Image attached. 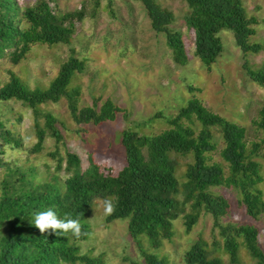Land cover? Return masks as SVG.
I'll use <instances>...</instances> for the list:
<instances>
[{"label":"trees","instance_id":"1","mask_svg":"<svg viewBox=\"0 0 264 264\" xmlns=\"http://www.w3.org/2000/svg\"><path fill=\"white\" fill-rule=\"evenodd\" d=\"M134 1L143 6L151 28L163 32L172 59L184 64L187 53L181 33L169 26L173 20L171 10L155 0ZM184 1L187 11L183 21L193 32V52L207 65L221 52L218 31L222 28L231 30L235 44L245 54L264 49V42L262 46L249 41L254 32L251 25L254 18L247 16L241 0ZM81 15V10L57 13L48 0H36L23 7L16 0H0V57L6 52L12 62H18L34 42H67L73 19ZM68 55L44 88L27 86L14 72L0 84V100L13 98L31 110L35 133L30 146L33 152L42 148L47 134L59 141L61 133L56 124L64 126L50 110L41 109V103L63 97L75 123L112 120L120 110L109 98L98 107L96 100L91 105L78 104L79 85L70 86V82L75 73L84 70L85 60L72 52ZM247 73L264 90V62L256 68L249 67ZM196 88L188 85L189 90ZM165 119L168 125L151 134H141L131 128L121 130L119 140L125 163L115 174L100 169L91 157L82 167L78 154L68 148L61 154L56 148L49 152L55 156L56 169H62V178L53 174L50 179L33 182L26 171L31 172L32 167L21 169L0 162L6 166L0 179V264H101L99 256L80 253L77 242L90 234V225L85 222L90 205L95 199L105 197H111L116 204L114 213L105 216V221L127 219L128 233L141 256L140 261H131V264H174L147 251L140 237L146 236L149 245L157 247L162 238L173 235L175 218L182 215L185 230L189 231L202 211L212 216L213 227L217 228L222 242L213 238L209 244L199 236L183 251L184 264H241V248L255 264H264L258 229L252 224L223 221L229 206L227 199L210 188L220 184L232 186L249 216L258 218L264 214V199L257 187L262 179L260 167L252 158L259 144L254 142L247 148L244 127L209 110L195 96ZM255 125L261 130L260 141L264 143V96ZM212 127L222 140L218 154L226 168L221 162L210 160L209 152L216 147ZM0 139L15 146L20 144L19 136L4 126L1 118ZM178 154L191 156L182 180L176 174ZM47 209L54 210L60 218L67 215L78 219L82 225L81 236L75 238L71 233L57 236L51 230L41 234L30 219ZM218 248L226 253V262L214 253Z\"/></svg>","mask_w":264,"mask_h":264},{"label":"rangeland","instance_id":"2","mask_svg":"<svg viewBox=\"0 0 264 264\" xmlns=\"http://www.w3.org/2000/svg\"><path fill=\"white\" fill-rule=\"evenodd\" d=\"M36 0H16L20 7ZM57 13L67 10H81V17L73 19V30L67 42H34L18 62H12L6 52L0 57V84L8 80L14 72L29 87L44 88L55 76L63 60L70 52L85 60V68L71 79L70 86L79 85V105H91L96 100L98 107L109 98L120 110L112 120L97 124L75 123L71 120L65 99L41 103V109H48L64 126L56 124L61 139L54 141L46 135L42 148L33 152L30 146L35 140L30 108L19 100H0V118L4 126L20 138V144L0 139V162L9 166L26 169L33 182L50 179L53 174L64 176L62 169H56L55 156L49 154L55 148L62 153L64 148L75 151L82 167L88 157L100 169L115 174L125 163L124 151L120 144V132L131 128L141 134H151L165 128V117L173 114L178 106L191 96L197 97L209 110L232 120L245 129V145L258 143L252 156L260 167L261 181L257 187L264 199V143L261 130L255 125L257 110L264 96V90L254 82L247 71L264 62V49L257 53L241 51L235 44L230 29L218 31L222 49L210 65L204 63L193 52V32L188 28L183 15L187 11L184 0H155L160 6L173 13L170 27L181 33L187 61L176 63L165 44L162 31H155L140 2L134 0H48ZM254 32L250 42H264V0H241ZM23 23V22H22ZM72 50V51H71ZM197 87L189 90L188 85ZM159 112V114H154ZM41 121V118H40ZM216 147L210 151V160L225 162L218 149L222 140L216 128L212 127ZM176 174L183 179L185 164L191 160L190 154L176 155ZM0 163V179L6 166ZM224 168V169H225ZM221 193L228 202L223 221L252 224L258 229V242L264 254V214L252 218L244 205L238 202V194L229 185L210 187ZM95 199L89 207L85 222L90 225L89 236L77 242L79 252L99 256L101 264H131L140 261L134 240L128 233L127 219H115L107 223L99 201ZM96 211L94 210V208ZM183 216L173 220L174 233L170 238H162L161 244L151 247L146 236H141L142 246L155 252L167 263L184 264L183 251L199 236L211 244L213 238L221 243L217 228L213 227L210 213L202 211L198 221L185 230ZM226 262V253L216 249ZM241 264H255L244 248L239 250Z\"/></svg>","mask_w":264,"mask_h":264},{"label":"clouds","instance_id":"3","mask_svg":"<svg viewBox=\"0 0 264 264\" xmlns=\"http://www.w3.org/2000/svg\"><path fill=\"white\" fill-rule=\"evenodd\" d=\"M99 207L103 209L105 216H109L114 213L116 204L111 197H105L99 201ZM94 210L96 211L95 208ZM30 222L39 229L41 234L49 230L57 236H65L71 233L73 237L79 238L82 234V225L78 219L70 218L67 215L60 218L52 209L37 212L34 218L30 219Z\"/></svg>","mask_w":264,"mask_h":264}]
</instances>
